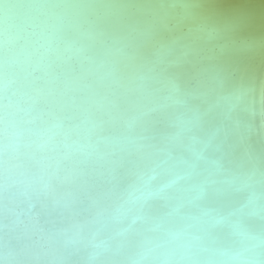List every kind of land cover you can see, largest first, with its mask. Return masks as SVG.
Masks as SVG:
<instances>
[{
	"label": "bare ground",
	"instance_id": "6f19581e",
	"mask_svg": "<svg viewBox=\"0 0 264 264\" xmlns=\"http://www.w3.org/2000/svg\"><path fill=\"white\" fill-rule=\"evenodd\" d=\"M0 264H264V0H0Z\"/></svg>",
	"mask_w": 264,
	"mask_h": 264
},
{
	"label": "clouds",
	"instance_id": "9594fccd",
	"mask_svg": "<svg viewBox=\"0 0 264 264\" xmlns=\"http://www.w3.org/2000/svg\"><path fill=\"white\" fill-rule=\"evenodd\" d=\"M51 192V188H49L47 191H40L36 188H32L31 186H29L23 189L20 192V195L25 199H31V197L33 196H49L51 195ZM151 195L152 193L147 191L146 188H144L142 185L138 183H133L121 193L119 197L120 207H126L127 211H133L137 208V206L142 208L150 199Z\"/></svg>",
	"mask_w": 264,
	"mask_h": 264
}]
</instances>
